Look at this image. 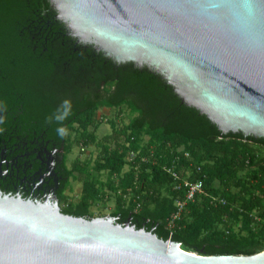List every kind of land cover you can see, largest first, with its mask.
Segmentation results:
<instances>
[{
  "label": "trees",
  "instance_id": "1",
  "mask_svg": "<svg viewBox=\"0 0 264 264\" xmlns=\"http://www.w3.org/2000/svg\"><path fill=\"white\" fill-rule=\"evenodd\" d=\"M54 14L47 0H0V145L32 170L57 152L55 170L62 177L57 204L69 178L80 182L76 201L58 205L62 213L93 217L89 206L108 191L113 196L108 215L115 222L128 221L183 250L206 255L262 250L264 139L221 132L181 103L159 74L129 61L113 62L91 44L77 42ZM65 100L71 112L57 121ZM99 107H124L128 119L119 126L108 120L110 131L97 139ZM59 127L67 134L60 136ZM73 145H95L98 151L92 160L75 157L67 167ZM166 165L189 180L200 179L205 192L171 226L173 202L183 190L173 189Z\"/></svg>",
  "mask_w": 264,
  "mask_h": 264
},
{
  "label": "water",
  "instance_id": "2",
  "mask_svg": "<svg viewBox=\"0 0 264 264\" xmlns=\"http://www.w3.org/2000/svg\"><path fill=\"white\" fill-rule=\"evenodd\" d=\"M47 1L77 42L159 74L221 132L264 139V0ZM0 264H264V248L199 254L108 214L62 213L54 194H3Z\"/></svg>",
  "mask_w": 264,
  "mask_h": 264
},
{
  "label": "flooded vegetation",
  "instance_id": "3",
  "mask_svg": "<svg viewBox=\"0 0 264 264\" xmlns=\"http://www.w3.org/2000/svg\"><path fill=\"white\" fill-rule=\"evenodd\" d=\"M25 156L27 157V153ZM48 156L51 159L45 160L43 165L38 164L37 168L32 170L33 165L29 163L27 169H25L20 166L23 164L21 163L23 157L12 155L5 144L0 145V195H19L21 198H28L34 201L49 199L53 194L56 196L60 186L59 181L62 179L55 170V165L59 158H56V151H51ZM36 157L38 158V156ZM40 160L42 159L40 158ZM48 163L51 166L50 171L45 169ZM30 171L32 172L31 175Z\"/></svg>",
  "mask_w": 264,
  "mask_h": 264
},
{
  "label": "rangeland",
  "instance_id": "4",
  "mask_svg": "<svg viewBox=\"0 0 264 264\" xmlns=\"http://www.w3.org/2000/svg\"><path fill=\"white\" fill-rule=\"evenodd\" d=\"M96 119L99 121L95 130L96 138L99 139L104 134L110 131L108 120H113L114 123L119 126L125 123L128 119V114L124 107L118 108H105L99 107L95 112ZM98 148L95 145H89L80 149L78 146H72L70 151L66 155L65 164L69 167L70 162L76 157L79 160L84 158L92 160L96 155ZM21 166V165H20ZM16 167V165H15ZM14 167V168H15ZM100 180H104L105 174L100 173L98 175ZM80 192V182L77 179L69 178L66 188L63 190V199L58 205H65L66 203H73L76 201ZM113 207V196L108 191H104L100 200L92 203L88 211L93 216H103L108 214Z\"/></svg>",
  "mask_w": 264,
  "mask_h": 264
},
{
  "label": "built area",
  "instance_id": "5",
  "mask_svg": "<svg viewBox=\"0 0 264 264\" xmlns=\"http://www.w3.org/2000/svg\"><path fill=\"white\" fill-rule=\"evenodd\" d=\"M132 155L133 154L130 152L129 156L131 157ZM183 155L186 156L187 153H184ZM173 164L175 165V163ZM174 165H166L163 167V170L169 174L174 182L173 189L177 191L182 189L183 191L181 197L176 198L173 202L175 210L168 218L169 226L172 225L174 219L178 218L179 214L184 210V207L188 202H192L198 195L205 194L200 179L189 180L187 176H180ZM211 199H213V197L210 198V200ZM136 208H138V203L135 204L134 210Z\"/></svg>",
  "mask_w": 264,
  "mask_h": 264
},
{
  "label": "clouds",
  "instance_id": "6",
  "mask_svg": "<svg viewBox=\"0 0 264 264\" xmlns=\"http://www.w3.org/2000/svg\"><path fill=\"white\" fill-rule=\"evenodd\" d=\"M61 107H62L63 111H62V112H59V113L55 116V119H56L57 121H63V120H64V119L70 114V112H71V103H70L69 100H65V101H63ZM57 131H58V134H59L60 136H64V135L67 134V130H66V128H64V127H59V128L57 129Z\"/></svg>",
  "mask_w": 264,
  "mask_h": 264
}]
</instances>
